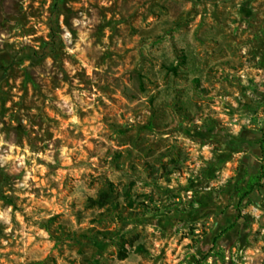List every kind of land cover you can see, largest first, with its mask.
<instances>
[{"label": "rangeland", "instance_id": "374dc122", "mask_svg": "<svg viewBox=\"0 0 264 264\" xmlns=\"http://www.w3.org/2000/svg\"><path fill=\"white\" fill-rule=\"evenodd\" d=\"M263 134L264 0H0V264H264Z\"/></svg>", "mask_w": 264, "mask_h": 264}, {"label": "trees", "instance_id": "16d2710c", "mask_svg": "<svg viewBox=\"0 0 264 264\" xmlns=\"http://www.w3.org/2000/svg\"><path fill=\"white\" fill-rule=\"evenodd\" d=\"M260 145L263 149V152H264V134L261 136V139H260ZM264 168V165L262 166V169ZM262 174H260L258 176V178H261ZM257 186L256 182H255V178H252L250 181H249V184H248V189L246 191V195H249L251 194L254 190H255V187ZM239 219V216L236 218V220L234 222H232L231 224H229L228 226H226L221 232L220 234L215 238V241L220 238L221 236H223L225 233H227L228 231H230L231 229H233V227L236 225V222L237 220Z\"/></svg>", "mask_w": 264, "mask_h": 264}]
</instances>
